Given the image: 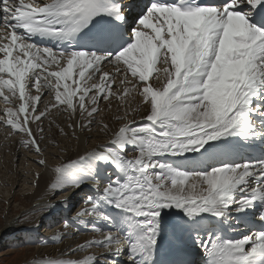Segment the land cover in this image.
Instances as JSON below:
<instances>
[{
  "label": "snow or ice",
  "instance_id": "snow-or-ice-1",
  "mask_svg": "<svg viewBox=\"0 0 264 264\" xmlns=\"http://www.w3.org/2000/svg\"><path fill=\"white\" fill-rule=\"evenodd\" d=\"M97 24L92 44L72 47ZM0 101L6 138L45 169L43 144L66 150L57 131L77 141L93 128L110 135L51 167L52 209L91 181L73 219L113 227L93 223L102 239L48 253L44 264H193L183 230L204 214L260 226L239 238L192 232L204 264H264V158L230 162L214 151L229 137L264 140V0H0ZM96 164L115 169L103 184ZM104 205L118 210L115 221ZM89 248L104 251L81 259Z\"/></svg>",
  "mask_w": 264,
  "mask_h": 264
},
{
  "label": "rangeland",
  "instance_id": "rangeland-1",
  "mask_svg": "<svg viewBox=\"0 0 264 264\" xmlns=\"http://www.w3.org/2000/svg\"><path fill=\"white\" fill-rule=\"evenodd\" d=\"M46 98L48 99V97H45V99ZM60 137L61 136L58 135V139ZM16 138L18 141L19 138L15 137L12 139L6 138V140L4 141V143L6 144L0 143V181L4 182L3 185L0 183V223L3 225L5 224L6 218H4V216L6 215V212L11 211L9 212V215L13 213V215L9 216L13 218L12 219L13 224L10 225V226H13L12 229L10 230V233H9L10 235L7 233L8 231L6 232L8 234L7 236L4 235L3 237V234L2 235L0 234V264H26L29 261H32L36 258L34 253L36 252L37 249H41V251L46 250L51 253L53 251L52 246L61 245L62 244L61 242L65 241V239H68V238H70L68 240H70L69 242L72 247H76L78 244H82V242L84 244L88 240L91 241L90 237L92 236H93L92 240L94 239L99 240V237H102V234H99L101 231L98 233L97 230H92V224L95 223V226L98 227L97 229H100V224H102V222L104 221H101V222L95 221V219L93 220V217L91 219L90 216L88 217L89 219L87 217H83V219L85 220H83L82 218L79 221H76L73 219L75 217L74 215L76 211L80 209L81 204L83 203L84 197L86 195H91L87 188L81 189L80 192L74 193L75 192L74 191L72 193L73 197L76 196V198L73 201V199L70 196L71 200H70V204L68 207L69 211L67 210L68 212L57 210V212L53 214L50 211L51 215L50 213L48 214L49 219L48 218L42 219L41 216L38 219H36L33 213L31 214L21 213L23 209L29 208L30 206H20L19 201L26 199L27 192H33L31 188H33V182H34L33 180L36 179L34 175L38 173L40 166L34 162L36 159H38V157L34 156L33 153L27 151L25 148L21 146L15 150L16 151L15 155L13 154V145L16 142L15 141ZM89 140H91V138ZM45 149H46V153L48 154V156H50L53 160L57 159L56 161H59L60 156H62L61 154L64 153V151H60L54 146L45 147ZM12 159L14 160L12 161ZM98 165H102V164H98ZM11 169L13 170V172L9 171ZM15 171L17 175H19L18 177L19 179L17 181V183H19V186L17 187L13 186L12 188L14 189L12 190V193L16 194L17 199L14 201V197H13L12 199L9 200V203H8V201L6 200L8 196L6 192L7 190L12 189L9 183L11 182V178L15 176ZM111 171L115 172V169L112 168ZM108 178L110 177L108 176ZM59 198L60 196L56 193L52 196L51 200L58 201ZM25 201H27V199ZM42 212L44 215L45 213H47V210L44 209L42 210ZM65 219L69 220L70 223L72 224V226L68 228V230L64 229ZM83 221H86V222H83ZM82 223H84V225L86 224L85 227ZM1 224H0V233H1V228H2ZM36 225H39L38 229L35 228ZM88 227L89 228L91 227V229H88ZM55 228L56 229L60 228V231L63 230L64 233L67 232V236H66L67 238L65 237V234H64L63 236L65 238L61 237L62 238L61 241L53 240L55 238L51 234H53L54 231L55 233L57 232ZM77 228L79 229V232L76 231ZM23 229H34V230L24 231ZM69 230L71 232H68ZM84 233H87L90 236H87V234L85 235ZM97 234L99 235V237ZM84 235H85V238H84ZM77 238H78V241H77ZM81 238L82 240H86V241L80 240ZM72 243L73 244L75 243V244L72 245ZM88 250L86 249L83 253L82 252L79 253V256L81 259L86 258L89 253L90 255L98 253L94 249L92 250L91 248H89ZM97 255H99V253Z\"/></svg>",
  "mask_w": 264,
  "mask_h": 264
},
{
  "label": "bare ground",
  "instance_id": "bare-ground-1",
  "mask_svg": "<svg viewBox=\"0 0 264 264\" xmlns=\"http://www.w3.org/2000/svg\"><path fill=\"white\" fill-rule=\"evenodd\" d=\"M47 99V98H46ZM4 105V104H3ZM2 107V106H1ZM4 107H5V105H4ZM0 109H2V108H0ZM116 111V104L115 103H113V106H112V109L107 113V117L108 118H111L112 117V114L114 113ZM102 115H104L103 113H102ZM59 120H60V122H61V124H62V126H63V124L64 123H66L67 121H66V118L65 117H60L59 118ZM111 123H112V126L113 127H115V126H117L116 124H115V121L114 120H111ZM70 131V130H69ZM58 135H59V133H58V131H57V135H56V140L60 143V144H62V146L61 147H63V148H65L66 150L64 151V153H62L61 155L62 156H60V160L59 161H56V160H53L50 156H48V154L45 152V156H46V158L49 160V168H47V169H45V168H43V167H40L39 168V170H38V173H39V178L37 177V173L34 175V177H36V179H34L33 181V188H31L32 189V191L33 192H27L26 193V199H27V201H25V200H20L19 201V205L20 206H30L29 208H26V209H23L22 211H21V213L22 214H24V213H33V215H34V217H36V219H38L40 216L42 217V219H45V218H48V214L50 213V211H51V213H56L57 212V210H60V211H64V212H68L69 210H68V207H65L64 205H58L56 208H54V209H52V206L53 205H55L56 203H57V200H51V198H52V196L54 195V194H56L57 193V191L56 190H54L53 188H52V185L55 183V181H56V176H55V174H54V172H52L51 171V167L53 166V165H55V164H57V163H60V162H64V163H68V162H70V160H75L76 158H77V153H79V154H83L84 153V151L87 149V150H91V149H93V148H95L96 147V145H98V144H100V143H107L108 141H109V138H110V135H105L104 133H102V132H99L97 129H95V128H93V131L91 132V133H88L87 134V136H90L91 137V140H89L85 135H81L80 136V140L79 141H77L76 139H74V138H72L70 135H69V137L68 138H64V137H60L59 139H58ZM6 140V132H5V129L3 128V127H0V143H2V144H6V143H4V141ZM15 143H14V145H13V154L15 155V153H16V149L17 148H19L20 147V144L17 142V138L15 139ZM43 147H49V146H52V145H50V144H48V143H45V144H43L42 145ZM55 147V146H54ZM56 148V147H55ZM57 158V157H56ZM14 159H12V161H13ZM56 161V162H55ZM14 166V165H13ZM96 167V173L97 172H100L101 170H107V167H109V165H96L95 166ZM105 167V168H104ZM110 168V170L112 169V167H109ZM108 168V169H109ZM14 169V168H13ZM15 170V169H14ZM109 170V171H110ZM8 171V170H7ZM9 171H11V172H13V170L11 169V170H9ZM108 171V172H109ZM107 172V173H108ZM111 172H114V171H111ZM19 177V175H17V173H16V171H15V176L14 177H12L11 178V182L9 183L10 184V186H11V188L13 187V186H15V187H17V186H19V183H17V181H18V178ZM33 179V178H32ZM7 182V181H6ZM104 182V181H103ZM0 183L3 185V181H0ZM91 181H89L88 183H81V185H80V187L78 188V189H76L75 190V192L74 193H77V192H80V190L81 189H83V188H87L88 189V191H89V193L90 194H92V192H93V189H92V185H91ZM6 188V187H5ZM14 188H12V189H10V190H7V198H6V200L8 201V203H9V200L10 199H12L13 197H14V201L17 199V196H16V194H14V193H12V190H13ZM4 191H6V190H4ZM5 193V192H4ZM71 198L73 199V201H74V199L76 198V196H74L73 197V194L71 195ZM82 198V197H81ZM60 199V198H59ZM71 200V199H70ZM69 206V205H68ZM84 205H83V203L81 204V207L80 208H82ZM79 207V206H78ZM104 207V210H106V211H108V212H113V211H118V210H115V209H112V208H110L109 206H107V205H104L103 206ZM44 209H46L47 210V213H45L44 215H43V212H42V210H44ZM68 210V211H67ZM78 210V209H77ZM9 212H11V211H8V212H6V215L4 216V218H6V221H5V224L3 225V224H1V235L3 234V237H4V235L5 236H7L9 233H10V230L12 229V227L13 226H10V225H12L13 224V218L12 217H9L10 215H13V213L12 214H10L9 215ZM59 212V211H58ZM51 213H50V215H51ZM73 213V212H72ZM181 214H183V213H181ZM49 215V216H50ZM72 216V215H71ZM75 216V215H74ZM33 218V217H32ZM64 218V217H63ZM88 218V217H87ZM49 219V218H48ZM83 219V218H82ZM89 219V218H88ZM88 219H86V220H88ZM91 219H92V217H91ZM90 219V220H91ZM83 220H85V219H83ZM93 220H94V218H93ZM92 221V220H91ZM83 222H86V221H83ZM101 222V221H100ZM73 223V222H72ZM88 223V222H87ZM97 223V222H96ZM83 225H84V223H82ZM95 224V223H94ZM102 224L104 225L103 227H102V229L103 230H108L110 227H111V225H109V224H107V223H105V222H102ZM86 225V224H85ZM85 225H84V227H85ZM96 228H98V227H96ZM64 229H66L65 227H64ZM72 229V228H71ZM87 229V228H86ZM88 229H91V227L89 228L88 227ZM55 230L57 231L56 233H55V231L53 232V234H51L52 236H54V238L55 239H53V240H58V241H61L62 240V238L61 237H64L63 235L65 234V233H67V232H65L64 233V231L62 230V231H60V228H55ZM67 230H68V228H67ZM66 230V231H67ZM8 231V232H7ZM77 231V230H76ZM98 231V230H97ZM8 234H7V233ZM68 232H71L70 230L68 231ZM75 232V231H74ZM94 232V231H93ZM93 232H92V234H93ZM96 232V231H95ZM100 231H98V233H99ZM70 234V233H69ZM80 234V233H79ZM81 234H82V232H81ZM85 235L87 234V233H84ZM90 234V233H89ZM99 234H101V232L99 233ZM10 235V234H9ZM72 235V234H71ZM75 235V234H74ZM77 235H78V233H77ZM85 235H84V238H85ZM98 235V234H97ZM69 236V235H68ZM87 236H90V235H88L87 234ZM70 237V236H69ZM93 237V236H92ZM92 237H90L91 238V240L93 239ZM98 237H99V235H98ZM65 238V237H64ZM67 238V237H66ZM76 238V237H75ZM83 238V237H82ZM82 238L80 239V240H82ZM83 238V239H84ZM88 238V237H87ZM89 238V239H90ZM97 238V237H96ZM102 239V237H99V239ZM4 239V238H3ZM68 239H70V238H68ZM68 239H65V241H63V242H61L62 244L61 245H56V246H52V248H53V251L51 252V253H53V254H55V256H57V257H59L60 256V253H61V251H64V252H67V246L68 245H71L70 244V240H68ZM74 239V238H73ZM10 240V239H9ZM77 241H78V238H77ZM82 241H86V240H82ZM88 241H90V240H88ZM9 242V241H8ZM54 242V241H53ZM73 242H75V241H73ZM80 242V241H79ZM12 243V242H11ZM75 244V243H74ZM73 243H72V245H74ZM77 244V243H76ZM82 244H83V242H82ZM92 250L94 249L96 252H98L99 254L100 253H102L104 250L103 249H99V248H91ZM88 250V249H87ZM88 251H90V250H88ZM94 251V252H95ZM17 252V251H16ZM87 252V251H86ZM48 253H50V252H48V251H41V249H37L36 250V252L34 253L35 254V262H34V260H32V261H29L28 263H26V264H44V257L48 254ZM83 253V252H82ZM97 253V254H98ZM33 254V255H34ZM92 254V253H91ZM96 254V255H97ZM79 255V254H78ZM88 255H90V253L88 254ZM86 256V255H85ZM121 264H123V261L121 262Z\"/></svg>",
  "mask_w": 264,
  "mask_h": 264
}]
</instances>
